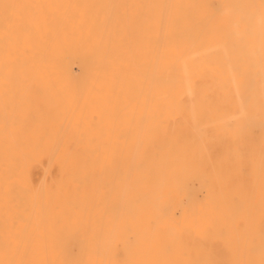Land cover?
I'll return each mask as SVG.
<instances>
[{
    "label": "bare ground",
    "instance_id": "obj_1",
    "mask_svg": "<svg viewBox=\"0 0 264 264\" xmlns=\"http://www.w3.org/2000/svg\"><path fill=\"white\" fill-rule=\"evenodd\" d=\"M241 256L264 264V0H0V264Z\"/></svg>",
    "mask_w": 264,
    "mask_h": 264
},
{
    "label": "rangeland",
    "instance_id": "obj_2",
    "mask_svg": "<svg viewBox=\"0 0 264 264\" xmlns=\"http://www.w3.org/2000/svg\"><path fill=\"white\" fill-rule=\"evenodd\" d=\"M73 71L74 73L78 72L77 66L73 67ZM259 131L260 130L256 127H253L251 129L250 138H251L252 143H254V145H252V148L254 149V151L257 150L255 142H257L259 138V135H260ZM241 174L245 180H248L249 177L247 174V170L242 168ZM58 175H59V172H58L57 167H55L54 165L49 166L45 159H42L40 162L29 163L27 167L28 185L32 190L38 188L41 184L52 185L54 181L56 180V178L58 177ZM193 189L197 192L200 191L198 187V183L196 181L193 182ZM216 261L218 260L216 259ZM257 261H258V258L256 257L241 256L238 258H230L229 264H256Z\"/></svg>",
    "mask_w": 264,
    "mask_h": 264
}]
</instances>
